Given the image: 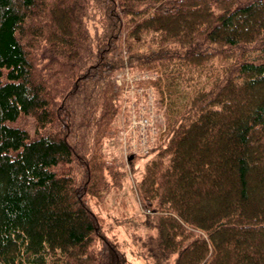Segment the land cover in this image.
Instances as JSON below:
<instances>
[{
	"label": "trees",
	"instance_id": "1",
	"mask_svg": "<svg viewBox=\"0 0 264 264\" xmlns=\"http://www.w3.org/2000/svg\"><path fill=\"white\" fill-rule=\"evenodd\" d=\"M125 68L164 123L129 216ZM117 229L145 264H264V0H0V264H129Z\"/></svg>",
	"mask_w": 264,
	"mask_h": 264
},
{
	"label": "rangeland",
	"instance_id": "2",
	"mask_svg": "<svg viewBox=\"0 0 264 264\" xmlns=\"http://www.w3.org/2000/svg\"><path fill=\"white\" fill-rule=\"evenodd\" d=\"M131 71V70H130ZM125 72V69L120 70L116 74V78L123 74ZM149 75H151L152 79L155 78L153 73L147 72ZM132 75H137L139 72L131 71ZM135 83L131 86V84L125 83L122 87L124 88V94H123V101H121V108L119 111V114L117 115L116 119L114 120V124L112 127L111 132L108 134V136L104 139L102 144V151L104 156L110 160L114 161L118 167H120L122 170L126 171V176L124 180V186L122 190L119 193L113 194L111 196H108V203L107 207L110 208L113 207V209H117L115 212H120V210L123 211V215L129 216L132 214L133 210L138 209V200H137V193H136V186H135V180L139 179L143 172H144V164L147 159L151 157V153L153 150H147L145 148L144 151L142 149H139L137 155L135 156V159L130 164L128 163L127 157H130L133 153L130 151H134L135 149L133 147H130L132 144V141H134L137 138V135H134L132 137H126V135L130 134V125L125 127L126 122L130 116L129 110L133 108L131 112V121L133 119V115L135 113V108L133 107L134 103V90H135ZM127 88H130L127 92ZM154 91V89L149 88V92ZM155 92V91H154ZM156 93V92H155ZM154 93V97H152L151 101V108L147 110L146 112H143L141 114V119L148 118L150 119V128L159 130V121L157 120L158 113L161 112V109L163 110V105L160 103V97L158 98L157 94ZM146 93L144 95L138 96V100L136 101V104L142 105L143 100L146 101L144 103L148 106V101L146 100ZM150 102V100H149ZM135 104V103H134ZM161 114V113H160ZM162 116V115H161ZM25 125L31 124V121L28 119H24ZM164 131V130H163ZM163 131L158 134V139H156L152 146H156V144L160 143ZM141 138L144 140L147 139L145 135H143ZM125 139V140H124ZM157 144V145H158ZM147 152V155H143L142 153ZM130 155H126L129 154ZM133 169H136L133 171ZM64 168H60L59 172H63ZM110 202V204H109ZM125 229V227H123ZM124 229H117L118 236L120 237V240L123 239V249L125 253V257L129 264H145L144 259L137 254V249L135 245L132 243V230L128 229L124 232ZM139 232L144 236L147 233V230L145 228H140ZM256 237V236H254ZM238 238V237H237ZM237 249V246H235ZM231 245V249H235ZM229 248V249H230ZM235 249V250H236ZM235 252V251H234Z\"/></svg>",
	"mask_w": 264,
	"mask_h": 264
},
{
	"label": "built area",
	"instance_id": "3",
	"mask_svg": "<svg viewBox=\"0 0 264 264\" xmlns=\"http://www.w3.org/2000/svg\"><path fill=\"white\" fill-rule=\"evenodd\" d=\"M134 134L138 130L139 132V144L142 146L143 149L148 147V137L153 136L155 133V129L150 128V121L148 118L139 119L138 121L134 122ZM143 135L147 137L146 140L141 138ZM132 146L136 147V141H132Z\"/></svg>",
	"mask_w": 264,
	"mask_h": 264
},
{
	"label": "bare ground",
	"instance_id": "4",
	"mask_svg": "<svg viewBox=\"0 0 264 264\" xmlns=\"http://www.w3.org/2000/svg\"><path fill=\"white\" fill-rule=\"evenodd\" d=\"M260 63V62H259Z\"/></svg>",
	"mask_w": 264,
	"mask_h": 264
},
{
	"label": "water",
	"instance_id": "5",
	"mask_svg": "<svg viewBox=\"0 0 264 264\" xmlns=\"http://www.w3.org/2000/svg\"><path fill=\"white\" fill-rule=\"evenodd\" d=\"M132 158V157H131Z\"/></svg>",
	"mask_w": 264,
	"mask_h": 264
}]
</instances>
